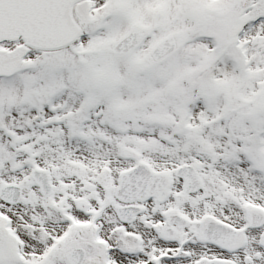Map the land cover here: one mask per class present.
<instances>
[{"label": "snow or ice", "instance_id": "obj_1", "mask_svg": "<svg viewBox=\"0 0 264 264\" xmlns=\"http://www.w3.org/2000/svg\"><path fill=\"white\" fill-rule=\"evenodd\" d=\"M0 264H264V0H0Z\"/></svg>", "mask_w": 264, "mask_h": 264}]
</instances>
